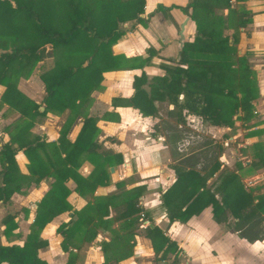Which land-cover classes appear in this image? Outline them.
<instances>
[{
    "label": "trees",
    "instance_id": "obj_1",
    "mask_svg": "<svg viewBox=\"0 0 264 264\" xmlns=\"http://www.w3.org/2000/svg\"><path fill=\"white\" fill-rule=\"evenodd\" d=\"M144 0H0V45L7 39L13 47L0 51V102L17 110L12 129H8V140L0 144V200H6L10 193L19 190L31 180L38 182L43 176H51L50 187L38 202V211L29 226V231L21 245L0 243V262L6 264H46L36 256V249L45 244L38 237L44 221L39 220L45 197L58 207L68 206L61 201L68 192L64 185L67 178L75 183V190L83 193L93 191L97 184L109 181L108 166L122 162L119 152L101 148L97 140L99 128L95 117L81 112L90 99L89 93L99 86L102 72L118 68H142L150 63L155 54L147 47L143 54L125 56L113 53L111 44L124 32L119 23L134 20L142 24L140 16ZM187 6L194 21L195 32L191 39L181 42L175 59L159 63L162 74L147 77L141 69L133 74L132 93L127 97L115 96L114 102H121L138 109L142 115H154V99L166 100L173 109L169 112L177 122H184L188 114L211 124L231 125L234 118L248 119L252 115L251 100L256 95L254 70L245 54L236 52L237 26L244 25L250 17L235 16L234 30L228 35L223 27L230 25L233 8L230 0H189ZM227 8L222 14L217 9ZM243 10V7L239 8ZM44 57L51 58V64L38 73L45 93L40 102L22 93L16 82L19 76H28L34 64ZM43 104V109L38 106ZM68 108L59 130L57 141L45 140L31 133L30 126L46 111L59 113ZM76 115H81V124L73 138H67V130ZM210 147L219 144L204 142ZM202 149V148H201ZM21 150L27 158L28 172L18 170L15 154ZM195 152L186 155L172 165L175 176L161 193L163 205L169 221H184L197 214L205 206H210L212 218L224 222L228 213L239 226L253 230L264 217V193L251 195L244 190L239 176L225 169L217 160L215 152L195 167L198 161ZM83 160L91 164L86 175L78 172ZM256 166V163H250ZM219 170L217 184L211 189L206 178ZM122 181H116L119 187ZM215 193L219 197L215 196ZM139 188L136 186L93 195L91 203L74 210L76 219L64 229L58 230L63 237L60 245L67 250L64 240L74 231L80 232L81 240L90 241L95 228L108 225L112 220H120L118 228L107 241H99L104 253L103 264H109L107 248L116 251L114 260L130 254L131 227L142 217L138 212ZM256 200L253 202V198ZM114 213L108 215V206ZM143 214V211H142ZM7 213L2 217L3 233L8 234L16 223ZM245 228L242 233L249 236ZM154 252L175 250L176 244L162 231L153 226L147 233ZM251 238V237H249ZM69 258V257H68ZM66 264H70L66 262Z\"/></svg>",
    "mask_w": 264,
    "mask_h": 264
},
{
    "label": "crops",
    "instance_id": "obj_2",
    "mask_svg": "<svg viewBox=\"0 0 264 264\" xmlns=\"http://www.w3.org/2000/svg\"><path fill=\"white\" fill-rule=\"evenodd\" d=\"M188 2L189 0H144L140 13L144 24L134 20L119 23L124 32L111 44L113 53H123L125 56L143 54L147 47L156 51L150 57V63L142 68H118L102 72L99 86L90 91V99L81 107V112L95 117V124L99 128L97 140L101 148L119 152L122 162L110 165L113 167L112 171L108 166L109 182L97 184L91 192L76 191L74 181L67 178L64 185L68 192L61 204L66 203L68 206L64 205L58 210L52 204V199L48 195L45 197L41 205L43 212L39 217L44 224L38 231V237L45 244L36 249V256L46 264H103L104 253L99 241H108L114 230L124 231L118 228L120 220L97 226L96 235L90 241L81 240L79 231L70 233L64 240L67 250H63L60 245L63 235L58 228L64 224V229L76 219L74 210L91 203L93 195H105L133 186L139 188L137 202L143 214L142 211L138 212L142 217L134 222L130 230V254L114 260L116 251L111 250L112 245L106 250L109 264H264V219L253 229L256 232L253 234L245 225L239 226L229 213L226 221H214L210 206H205L184 221H169L161 204V193L175 176L172 165L192 154H175V142L179 136L176 138L169 133L167 126L165 127L168 122H173L178 128L185 124L195 126L199 132L212 138L220 146L216 158L221 166L236 173L243 189L251 195L264 193V0H230L236 13H233L230 25L223 27V33L230 35L234 30L235 16L241 14V11H247L239 15L242 18L249 16L250 19L244 25L237 26L235 47L238 54H245L254 70L256 95L251 100L253 111L250 118L238 119L233 115L229 126L211 124L200 120L196 115L188 114L182 123L169 114L173 106L165 100H153L156 107L154 115H142L135 107L121 102L112 104L111 101L112 97H127L132 93V76L141 69L148 78L162 74L163 69L158 64L169 62L166 60L169 58L175 59L181 42L193 37L195 25L187 12L190 10ZM241 5L243 10L239 9ZM215 11L225 14L227 8ZM7 42V45L0 46V51L8 50L7 46L10 45ZM50 64V57L38 60L29 76L18 77L16 87L34 101H41L45 92L38 73ZM3 88L0 84V93ZM162 103L168 105L164 113L158 106ZM39 106L42 108L39 109ZM39 106L38 109L42 110L43 104ZM67 112L68 108L59 113L46 111L43 116L36 118L29 131L46 141H57L58 130ZM18 115L17 110L0 102V144L8 140L7 130L12 129ZM80 124L81 115H76L67 130L69 140H73ZM14 157L18 170L27 173V158L24 153L17 150ZM252 162L257 165L251 166ZM194 165L198 167V164ZM91 167L87 160H83L77 170L86 175ZM218 172L219 170L206 178V184H211V189L218 182ZM51 180V176H43L38 182L31 180L19 190L12 191L6 200H0L1 244H22L38 211V202L49 189ZM116 181L123 183L117 187ZM215 196L219 197L217 193ZM255 200L256 197L252 201ZM7 213L13 216L12 221L16 226L5 235L2 231V217ZM113 213L109 205L108 215H103V218L111 217ZM261 214L264 217V211ZM153 226H157L176 244L175 250L163 255L161 251L154 252L147 234ZM245 228L249 236L242 233ZM0 264L6 263L1 261Z\"/></svg>",
    "mask_w": 264,
    "mask_h": 264
},
{
    "label": "rangeland",
    "instance_id": "obj_3",
    "mask_svg": "<svg viewBox=\"0 0 264 264\" xmlns=\"http://www.w3.org/2000/svg\"><path fill=\"white\" fill-rule=\"evenodd\" d=\"M7 40H8V42H7ZM7 40L5 41L4 44H1L0 46L7 45L6 44V42H7L10 45V46H7V47H8V49H10V48L13 47V41L11 39H7ZM30 74H31V72H30ZM44 92H45V89H44ZM165 102H167V101L165 100ZM158 106H159L160 111L162 113H164L165 110L168 109V105H165L163 103L162 104H158ZM166 126H167V129H168L169 133L172 136L174 135V136H176V138H178V136L181 137L183 134H186L188 136V139H190V142L186 145L185 149L182 150L183 152H178L177 150H175V154L177 156L183 155V154H185L187 152L188 153L189 152H191V153L195 152V153H197L196 157L198 158V161L195 164L201 165V163L205 161V157H209L210 155L212 156L214 152H215V155H216V152L218 153L219 150H220V148L217 149L215 146L214 147H210L208 149L206 144L204 143L205 141H210V145H213V143L215 145L216 143L212 141V138H210L209 136L203 134L202 132H199V130L198 129L196 130L195 128H193V126H187L185 124L184 127L181 126L180 128H178L179 126L176 127V124H174L173 122H168L165 125V127ZM173 144H174V142H172V145ZM172 148H174V145L172 146ZM204 154H205V157H204ZM109 180H110V178H109Z\"/></svg>",
    "mask_w": 264,
    "mask_h": 264
},
{
    "label": "built area",
    "instance_id": "obj_4",
    "mask_svg": "<svg viewBox=\"0 0 264 264\" xmlns=\"http://www.w3.org/2000/svg\"><path fill=\"white\" fill-rule=\"evenodd\" d=\"M171 104V103H170ZM188 126V125H187ZM190 126V125H189ZM196 130L197 127L193 126ZM198 135V134H197ZM190 142V139H188V136L186 134H183L179 139L175 142L176 149L178 151H182L185 149L186 145Z\"/></svg>",
    "mask_w": 264,
    "mask_h": 264
},
{
    "label": "water",
    "instance_id": "obj_5",
    "mask_svg": "<svg viewBox=\"0 0 264 264\" xmlns=\"http://www.w3.org/2000/svg\"><path fill=\"white\" fill-rule=\"evenodd\" d=\"M42 106H39V109H41ZM109 170L112 171L113 170V167L112 166H109Z\"/></svg>",
    "mask_w": 264,
    "mask_h": 264
}]
</instances>
